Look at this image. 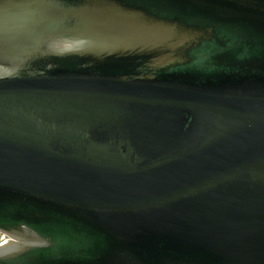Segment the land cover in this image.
I'll return each mask as SVG.
<instances>
[{"label":"water","instance_id":"95a60500","mask_svg":"<svg viewBox=\"0 0 264 264\" xmlns=\"http://www.w3.org/2000/svg\"><path fill=\"white\" fill-rule=\"evenodd\" d=\"M0 264H264V0H0Z\"/></svg>","mask_w":264,"mask_h":264},{"label":"rangeland","instance_id":"374dc122","mask_svg":"<svg viewBox=\"0 0 264 264\" xmlns=\"http://www.w3.org/2000/svg\"><path fill=\"white\" fill-rule=\"evenodd\" d=\"M3 240V236L0 234V242Z\"/></svg>","mask_w":264,"mask_h":264}]
</instances>
